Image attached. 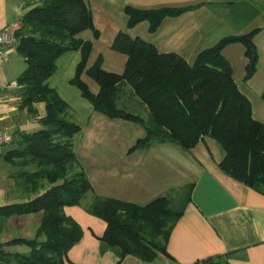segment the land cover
Listing matches in <instances>:
<instances>
[{
  "label": "trees",
  "instance_id": "obj_1",
  "mask_svg": "<svg viewBox=\"0 0 264 264\" xmlns=\"http://www.w3.org/2000/svg\"><path fill=\"white\" fill-rule=\"evenodd\" d=\"M24 13L14 32L15 50L25 62L16 82L21 86L22 102L30 106L43 102L42 128L18 132L4 161L14 168L15 187L32 199L0 206V231L13 215L41 212L32 239L15 238L0 242V264H65L68 250L82 236L81 226L64 212L66 206H82L86 213L104 221L100 251L112 250L121 260L127 255L151 262L165 253L170 232L190 201L192 184L136 205L96 195L79 165L72 148V136L79 130L67 114V105L48 86L55 61L69 50H79L80 61L70 83L94 110L108 118L141 125L145 135L129 151L148 149L154 144L171 143L189 151L204 136L213 138L224 151L219 168L234 180L264 194V124L251 114L250 102L239 91L232 69L222 50L232 43L244 48L247 59L244 80L254 73L258 54L253 43L257 30L226 36L198 53L188 64L174 52L160 53L139 37L123 31L113 37L110 48L125 56L121 73L102 68L98 56L91 66L87 61L91 43L78 34L95 29L86 0H36ZM193 6L139 10L126 7L127 27L147 21L154 32L165 17L177 16ZM98 86L90 91L82 75ZM128 90L133 100L122 99ZM124 91V95H126ZM133 105L145 116L117 105ZM125 106V107H126ZM90 195L88 202H83ZM26 244L27 253L9 250V245ZM195 264H220L206 258Z\"/></svg>",
  "mask_w": 264,
  "mask_h": 264
},
{
  "label": "crops",
  "instance_id": "obj_2",
  "mask_svg": "<svg viewBox=\"0 0 264 264\" xmlns=\"http://www.w3.org/2000/svg\"><path fill=\"white\" fill-rule=\"evenodd\" d=\"M36 2L0 0V30L8 26L18 28L24 13ZM86 3L99 32L98 37L89 29L78 34L80 39L91 43L87 66L101 56L102 68L118 74L124 69L125 56L110 48L118 31L152 43L160 53L174 52L192 64L199 52L221 38L256 29L253 43L258 59L254 73L247 80L243 79L247 63L243 46L229 44L223 48L222 55L231 66L239 91L250 102L252 117L264 124V0H86ZM182 6L193 7L177 16L163 18L154 32L148 31L147 21L127 27L126 7L150 10ZM12 48L15 49V43L10 53ZM80 58L79 50L61 54L47 83L66 103L68 117L79 127L72 136V148L93 192L145 205L192 184L190 201L170 232L165 253H158L155 259L162 264H195L206 258L220 264H264V194L219 168L224 151L209 136H204L189 151L171 143H158L130 152L135 141L145 135L144 128L128 120L106 117L81 96L79 89L70 83ZM6 74L4 66H0L2 85L16 81L17 77L12 80ZM81 77L90 91L97 93L96 83L85 74ZM124 91L128 94L124 95ZM127 91L120 92L124 102L133 100ZM44 115L43 102L23 104L19 84L1 91L0 128L8 130L13 141L18 132L41 129ZM5 148L0 153V168H9V172L0 184V206L34 197L27 198L16 189L14 167L3 159L12 148L11 142ZM64 212L82 228V236L68 250L69 262L65 264H146L130 255L119 260L110 249L101 252L97 237L105 229L104 221L80 206H66ZM40 219L41 212L8 217L0 231V242L34 238ZM12 228L15 232L9 233Z\"/></svg>",
  "mask_w": 264,
  "mask_h": 264
},
{
  "label": "rangeland",
  "instance_id": "obj_3",
  "mask_svg": "<svg viewBox=\"0 0 264 264\" xmlns=\"http://www.w3.org/2000/svg\"><path fill=\"white\" fill-rule=\"evenodd\" d=\"M87 32H89V31H87ZM12 49H13V51L11 53H9L8 61L5 64H3V66H4V69L7 73L6 76L9 77V79L13 80V79H16L17 75L24 69L25 62H24L23 58L21 57V55L14 48H12ZM117 105L121 108L123 107V108L127 109L130 112L145 116V113L143 112V110L139 106H138V108L132 109L133 105H131V106L125 105L126 106L125 107L123 104H121L120 101L117 102ZM5 149H7V147ZM6 172H9V168H7L6 170L0 168V184L1 185L3 184V181H4L3 176ZM89 199H90V195H87V197L85 198V200L83 202H88ZM80 207L84 210V208L82 206H80ZM15 230H14V228H12V230H8V232L9 233H10V231L15 232ZM8 249L11 251H17L19 253H27L29 250V247L26 244H18V245L15 244V245L10 246ZM146 264H162V263H160V261L158 259H154L153 261L148 262Z\"/></svg>",
  "mask_w": 264,
  "mask_h": 264
},
{
  "label": "built area",
  "instance_id": "obj_4",
  "mask_svg": "<svg viewBox=\"0 0 264 264\" xmlns=\"http://www.w3.org/2000/svg\"><path fill=\"white\" fill-rule=\"evenodd\" d=\"M17 28L15 26L4 27L0 30V66L5 64L9 59V50L15 43L14 32ZM18 86L16 81L9 82L2 85L0 83V104H1V91L3 89H11ZM12 140L11 133L0 128V153L3 151L5 146L9 144Z\"/></svg>",
  "mask_w": 264,
  "mask_h": 264
}]
</instances>
